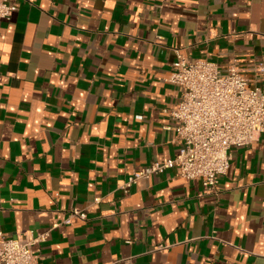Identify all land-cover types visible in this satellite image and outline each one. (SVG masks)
<instances>
[{
  "label": "crops",
  "instance_id": "obj_1",
  "mask_svg": "<svg viewBox=\"0 0 264 264\" xmlns=\"http://www.w3.org/2000/svg\"><path fill=\"white\" fill-rule=\"evenodd\" d=\"M177 49L253 76L264 0H19L0 22V226L48 231L42 264H264V133L216 193L175 167L123 189L179 151Z\"/></svg>",
  "mask_w": 264,
  "mask_h": 264
},
{
  "label": "built area",
  "instance_id": "obj_2",
  "mask_svg": "<svg viewBox=\"0 0 264 264\" xmlns=\"http://www.w3.org/2000/svg\"><path fill=\"white\" fill-rule=\"evenodd\" d=\"M18 1L0 0V22L13 14ZM167 81L182 88L177 106L169 110L172 124L165 127L175 132L179 151L135 169L123 189L175 167L180 176L199 179L216 193L219 177L230 167L232 149L251 145L264 133V63L248 76L236 66L223 71L209 59L191 60L177 49ZM75 218L86 220V210L73 206L64 222ZM48 235L27 229L9 236L0 226V264H42L36 246Z\"/></svg>",
  "mask_w": 264,
  "mask_h": 264
}]
</instances>
